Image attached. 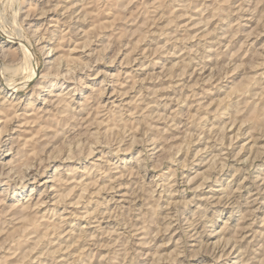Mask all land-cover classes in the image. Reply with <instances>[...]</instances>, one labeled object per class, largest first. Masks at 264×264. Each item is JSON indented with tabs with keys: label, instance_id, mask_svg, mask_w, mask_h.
<instances>
[{
	"label": "rangeland",
	"instance_id": "rangeland-1",
	"mask_svg": "<svg viewBox=\"0 0 264 264\" xmlns=\"http://www.w3.org/2000/svg\"><path fill=\"white\" fill-rule=\"evenodd\" d=\"M7 49L0 264H264V0H0Z\"/></svg>",
	"mask_w": 264,
	"mask_h": 264
},
{
	"label": "bare ground",
	"instance_id": "bare-ground-1",
	"mask_svg": "<svg viewBox=\"0 0 264 264\" xmlns=\"http://www.w3.org/2000/svg\"><path fill=\"white\" fill-rule=\"evenodd\" d=\"M38 2V1H37ZM59 4V3H58ZM21 10V9H20ZM47 11V10H46ZM45 11V12H46ZM46 14V13H45ZM31 15V14H30ZM43 15V14H42ZM26 16H28V15H26ZM26 18V17H25ZM40 39H42V38H40ZM86 46V45H85ZM19 47H21V45H19L18 46V48ZM20 49V48H19ZM29 49V48H28ZM42 49H44V47L42 48ZM9 49H7V50H3V51H1L2 52V55H0L2 58H5V57H7L8 55H9V51H8ZM30 50V49H29ZM17 51V50H16ZM28 51V50H27ZM11 52V51H10ZM28 53V52H27ZM29 54H32L33 55V53L31 52V53H29ZM29 54H28V56H27V58L29 57ZM31 56V55H30ZM31 58V57H30ZM19 62V61H18ZM85 66V65H84ZM11 67H13L14 69H16V71L17 70H19V71H26L27 70V72H30L31 73V69L29 68L28 69V67H29V65H28V60L27 59H25L24 57L22 58V60H20V62L19 63H17L16 65H12V66H7V68H11ZM69 69V68H68ZM23 71V72H24ZM70 71V70H69ZM62 73V72H61ZM59 74V73H58ZM70 75V74H69ZM46 76H48V75H44L43 77H46ZM50 76H51V74H50ZM72 78H73V76H72ZM52 80V79H51ZM53 81V80H52ZM51 81V82H52ZM41 82V81H40ZM43 82V81H42ZM50 82V83H51ZM256 82V81H255ZM52 84V83H51ZM253 84V83H252ZM42 87V86H41ZM5 92V90L3 89L2 90V84L0 83V94L1 93H4ZM0 106H1V104H0ZM2 112V111H1ZM9 115L8 114H6L5 115V117L7 118ZM26 122V121H25ZM32 122V121H31ZM5 133V129L4 128H2V129H0V152H1V150L3 149V147H6L7 146V143H5V142H3V140H2V138H1V136H2V134H4ZM7 133V132H6ZM9 149H12V146L9 148ZM94 152V149L93 148H91L90 149V152H89V155H91L92 153ZM23 155V154H22ZM7 155H4V153H2V155L0 156V158L1 159H4L5 157H6ZM17 157V156H16ZM19 158V157H18ZM67 158H68V156H67ZM70 159V158H69ZM15 166V165H14ZM25 166V167H24ZM24 166H19L20 167V169H21V171H20V180H19V182H15L14 184H15V188L17 189V185H18V183H20V187H19V189L18 190H16V189H14V194H15V196H20L21 194H22V188H24L25 187V183L26 182H22L23 181V179L25 180V178L26 177H28L29 175H30V173L32 172V166H31V164L30 165H28V164H25ZM18 167V166H17ZM13 169V168H12ZM6 176V175H5ZM9 178V177H8ZM12 179V178H11ZM17 181V180H16ZM48 180H46L45 182H47ZM43 184H44V182H43ZM201 186L203 185V183H201L200 184ZM7 186V185H6ZM34 188H32V190H33ZM85 191V190H84ZM13 193V192H12ZM16 199V198H15ZM82 199V198H81ZM39 201H41L40 199H39ZM38 201V202H39ZM42 202H45L44 200L43 201H41V203ZM38 204V203H37ZM28 207H31L29 204L27 205V206H25L24 208H28ZM185 214V213H184ZM20 218H22L24 221L25 220H28V215H21V217ZM29 220H31V219H29ZM21 221V220H20ZM35 223H37V220L36 221H30L29 223L27 222L26 224H23V229H22V231L23 232H26L28 229H29V227L30 226H32V225H35ZM34 227V226H33ZM19 228V227H18ZM33 229V228H32ZM35 229V228H34ZM37 230V229H36ZM47 234V233H46ZM16 235V234H15ZM12 239V238H11ZM17 240V239H16ZM19 242V241H18ZM40 246V245H39ZM31 249V248H30ZM34 249V248H33ZM18 250V249H17ZM32 250V249H31ZM15 253V252H14ZM29 257V256H28ZM18 263V262H17ZM16 263V264H17ZM13 264H14V262H13Z\"/></svg>",
	"mask_w": 264,
	"mask_h": 264
}]
</instances>
